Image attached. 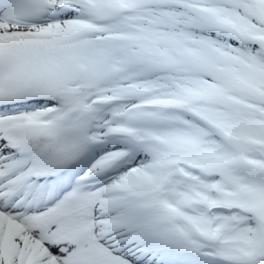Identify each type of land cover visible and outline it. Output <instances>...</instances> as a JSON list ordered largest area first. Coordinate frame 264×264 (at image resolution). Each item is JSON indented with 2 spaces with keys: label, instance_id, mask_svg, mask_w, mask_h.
I'll return each mask as SVG.
<instances>
[{
  "label": "snow or ice",
  "instance_id": "6c2138e0",
  "mask_svg": "<svg viewBox=\"0 0 264 264\" xmlns=\"http://www.w3.org/2000/svg\"><path fill=\"white\" fill-rule=\"evenodd\" d=\"M0 264H264V0H0Z\"/></svg>",
  "mask_w": 264,
  "mask_h": 264
}]
</instances>
